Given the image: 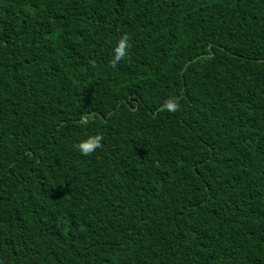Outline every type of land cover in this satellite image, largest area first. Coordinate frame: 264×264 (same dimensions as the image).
<instances>
[{"label":"trees","instance_id":"1","mask_svg":"<svg viewBox=\"0 0 264 264\" xmlns=\"http://www.w3.org/2000/svg\"><path fill=\"white\" fill-rule=\"evenodd\" d=\"M0 264H264V0H0Z\"/></svg>","mask_w":264,"mask_h":264},{"label":"clouds","instance_id":"2","mask_svg":"<svg viewBox=\"0 0 264 264\" xmlns=\"http://www.w3.org/2000/svg\"><path fill=\"white\" fill-rule=\"evenodd\" d=\"M125 55V43L122 40L119 44V47L116 49V55L114 58V62L118 61L120 58H122ZM167 109L174 111L177 107V105L173 101H168L167 102ZM101 140L102 137L97 134L95 136H91L87 138L86 140L81 141L78 144V148L81 151L82 154L87 155L95 151L97 148L101 147Z\"/></svg>","mask_w":264,"mask_h":264}]
</instances>
